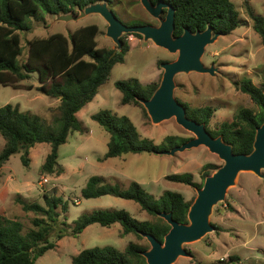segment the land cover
I'll return each instance as SVG.
<instances>
[{"label":"rangeland","instance_id":"374dc122","mask_svg":"<svg viewBox=\"0 0 264 264\" xmlns=\"http://www.w3.org/2000/svg\"><path fill=\"white\" fill-rule=\"evenodd\" d=\"M231 1L243 25L230 35L220 36L207 47L203 63L206 67H214L215 75L193 72L176 77L175 97L178 100L192 108L211 106L216 110L210 123L211 130L218 129L224 121H232L241 109H250L255 113L260 110L237 84L248 78L256 86H262L264 43L253 28L250 12L264 17V0ZM111 9L129 26L145 23L157 27L161 24L159 19L145 10L140 0H115ZM165 16L163 14L161 17L165 19ZM46 18L47 25L32 20L33 30L21 34L23 57L27 54L29 39L53 34L70 38L76 30L90 25H97L100 29L96 37L98 48L117 50V45L107 36L108 24L100 15L92 14L70 22L56 21V16ZM128 41L131 50L125 62L114 66L108 82L100 87L98 95L78 116L83 130L71 133L66 144L59 148V163L65 168V173L61 176L39 175L41 166L51 152L48 143L37 144L31 149L28 167L22 163L21 152L12 156L0 171V214L19 220L25 231L33 228L36 214L25 212L16 200L18 196L41 204H44V192L63 197L69 203V212L65 216L70 225L81 215L102 209L125 210L138 221H155L134 201L114 196L84 199L82 189L90 177L103 176L109 183L122 189H127L135 181L156 198L167 190L179 192L193 204L200 188L174 183L166 177L189 173L197 184L204 185V167L211 164L220 168L224 164L216 154L203 146L174 156L144 153L105 158L110 135L92 119L104 110L130 118L141 136L153 140L158 146L167 136L195 137L181 127L175 118L155 124L142 107L122 104L123 95L115 87L117 81L136 78L145 85H160L164 69L159 62H173L178 57L150 41L146 42L143 37L129 35ZM37 77V73H32L31 78L23 82L25 90L0 86V107L8 104L19 106L21 111L41 117L46 131L58 133L57 105L48 106L50 98L38 91L40 84ZM4 147L5 140L0 135V151ZM210 222L216 230L197 242L185 245L190 256H182L174 264H220L222 260L227 264H264V179L251 172H242L235 185L228 190L225 201L213 208ZM131 242L149 249L151 247L146 238L140 239L133 233L124 234L119 223L110 228L94 224L77 237L68 236L58 241L56 248L39 258L36 264H72V259L83 250L112 246L123 251ZM231 256L240 258V261L230 263Z\"/></svg>","mask_w":264,"mask_h":264},{"label":"trees","instance_id":"16d2710c","mask_svg":"<svg viewBox=\"0 0 264 264\" xmlns=\"http://www.w3.org/2000/svg\"><path fill=\"white\" fill-rule=\"evenodd\" d=\"M153 5L164 1L174 7V37L183 35L185 29L192 33L204 32L211 27L214 33L230 35L243 24L240 14L231 0H150ZM106 2L110 9L115 0H0V86L21 89L22 83L37 73L40 86L37 87L51 102H58V133L44 129L41 117L21 111L19 106L8 104L0 107V135L5 147L0 151V171L11 157L22 152V163L29 166V155L37 144L48 143L51 152L39 170L40 176H61L65 168L59 163V148L66 144L71 133L83 130L77 114L98 95L101 86L110 79L115 65L125 62L131 50L129 35L142 38L139 34L124 35L123 47L116 50L98 48L96 37L100 33L97 25L82 27L70 35L53 34L27 40V54L22 56L21 34L33 30V21L47 25V16L79 14L87 6ZM113 10V9H111ZM114 11V10H113ZM116 14V12H114ZM167 10H164V14ZM117 15V14H116ZM253 28L264 43V17L250 12ZM145 25V23H141ZM139 24V25H141ZM138 26V25H135ZM162 62H159V65ZM260 108L258 112L241 109L232 121H224L218 129L211 130V119L216 112L211 106L192 108L183 104L187 116L199 124H205L209 133L221 136L233 148L235 154L249 155L254 150L257 129L264 123V77L262 86H256L251 79L237 84ZM115 87L122 93L123 105L142 107L140 100H149L158 89V83L143 84L138 79L120 80ZM53 109V108H49ZM110 135L105 158H116L128 154H162L168 149L189 141L180 136H167L161 146L141 136L134 122L126 116H118L109 110L92 117ZM219 169L216 165L204 167V180ZM168 181L191 187L197 184L192 174H172ZM103 176H92L82 189L84 199L114 196L138 203L143 211L155 221H138L125 210H97L81 215L73 225L68 223L66 213L69 203L55 193L44 192L40 202H30L18 196L17 202L23 210L35 213L33 228L25 231L24 225L16 219L0 214V264H36L47 252L54 250L57 242L65 237H77L94 224L110 228L121 224L124 234H135L144 239L142 233L151 234L163 242L171 226L159 215L171 213L173 219L188 224V213L192 202L174 191H165L159 198L150 194L141 184L131 182L127 189L109 183ZM231 210L233 208H230ZM233 211V210H232ZM149 248L135 242L120 251L115 247H95L81 251L72 259V264H147L143 253ZM230 263L240 261L231 256ZM227 264L225 260L219 262Z\"/></svg>","mask_w":264,"mask_h":264},{"label":"water","instance_id":"95a60500","mask_svg":"<svg viewBox=\"0 0 264 264\" xmlns=\"http://www.w3.org/2000/svg\"><path fill=\"white\" fill-rule=\"evenodd\" d=\"M145 10L154 18L159 19L160 26L124 24L110 9L106 2H98L79 10V14H64L56 16V21H79L89 15H100L108 24L107 36L117 45L115 54L123 47L122 37L126 34H139L148 42L165 49L178 57L173 62H164L160 66L164 69L163 79L151 99L140 100L151 117L153 123L158 124L175 118L185 130L194 134V138L162 154L174 156L176 153L198 147H206L216 154L224 164L212 175L208 176L198 196L191 205L188 213V224L178 223L171 213H161L170 226L164 241H159L151 234L142 233L150 243V249L143 253L147 264H174L182 256H190L185 245L197 242L207 234L214 232L216 227L210 222L213 208L224 202L228 190L235 185L242 172H251L264 179V123L257 129L254 150L251 154H235L231 145L224 142L221 136L214 138L205 124H199L187 116V109L175 97L176 77L179 74H210L215 75L214 67H206L203 57L208 46L214 44L222 36L214 33L211 27L204 32L192 33L185 29L183 35L174 37L175 9L164 1L153 5L150 0H140ZM167 10L165 19L161 16Z\"/></svg>","mask_w":264,"mask_h":264},{"label":"crops","instance_id":"0c3cea01","mask_svg":"<svg viewBox=\"0 0 264 264\" xmlns=\"http://www.w3.org/2000/svg\"><path fill=\"white\" fill-rule=\"evenodd\" d=\"M21 85H22V87H21L20 90H25V89H24V88H25V86H24L25 84L22 83ZM57 103H58V102H54V103H52L51 100H50V102L48 103V106H50V105H55V104H57ZM51 107H52V106H51ZM85 107H86V106H85ZM83 109H84V108H83ZM81 111H82V110H81ZM81 111L77 114V117L80 115ZM78 119H79V118H78ZM89 227H90V226H89ZM89 227H88V228H89ZM88 228H86V229H88ZM86 229H85V230H86ZM85 230H84V231H85ZM84 231H83V232H84Z\"/></svg>","mask_w":264,"mask_h":264}]
</instances>
